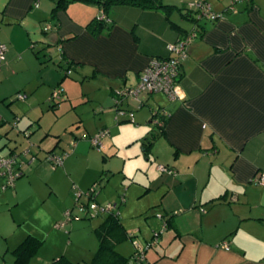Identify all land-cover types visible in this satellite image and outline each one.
<instances>
[{
    "label": "crops",
    "instance_id": "1",
    "mask_svg": "<svg viewBox=\"0 0 264 264\" xmlns=\"http://www.w3.org/2000/svg\"><path fill=\"white\" fill-rule=\"evenodd\" d=\"M198 3L209 5L219 17L201 18L195 24L179 15L190 23L186 29L173 20L174 12L169 18L183 28L180 32L171 27L162 11L113 7L105 13L112 27L109 35L93 38L85 27L98 16L97 6L71 2L52 18L51 0H0V43L7 47L0 63V102L4 104L12 95L15 98L5 105L13 123L0 110V130L5 129L6 140L0 146V157L16 156L17 180L25 176L19 145L10 148L12 143L24 141L19 132L35 129L32 124L24 131L20 128L28 108L24 103L30 94L40 105L47 99L51 103L54 91L59 92L56 101L60 100L63 91L59 86L65 76L63 69L58 81L56 71L39 61V65L34 63L36 76L21 85L25 80H20V62L30 50L38 48L39 59L40 54L57 47L64 66L67 61L74 66L85 64L103 79L109 95L118 101L119 123L146 127L143 144L154 134L150 129L153 112L160 109L169 117L148 150L141 144L144 153L153 149L156 155L163 153V165L158 167L172 170V174H162L172 177L181 191L175 196L177 210L160 215L161 230L155 231L147 247L152 255L144 251L143 264H264V185L253 182L264 173V0L165 2L182 9ZM192 31L196 37L187 45L180 67L178 85L183 101L147 95L142 100L133 98L134 110L120 99L137 84L151 58L168 57L167 46ZM17 95L24 98L17 99ZM57 106L58 102L51 103L53 110ZM39 122L36 119L38 129ZM17 128V138L10 140L9 131ZM58 145L59 140L45 154L55 156ZM5 148L7 155H2ZM33 148L22 151L23 156L31 155L29 165L37 157ZM2 184L0 178V188ZM173 213L170 225L164 227V219ZM159 241L161 246H157ZM122 244L117 251L132 257L134 250L123 254ZM127 264L135 263L130 260Z\"/></svg>",
    "mask_w": 264,
    "mask_h": 264
},
{
    "label": "rangeland",
    "instance_id": "2",
    "mask_svg": "<svg viewBox=\"0 0 264 264\" xmlns=\"http://www.w3.org/2000/svg\"><path fill=\"white\" fill-rule=\"evenodd\" d=\"M172 18L186 29L191 26L178 13ZM46 20L49 21V17ZM36 50L22 56L20 80L25 82L21 85L33 80L37 74L34 63L39 65V61L55 70L60 81L65 66L59 49L51 47L44 56L40 54L39 59ZM70 72L59 86L63 95L56 101L58 106L54 110L49 99L40 105L34 94L28 95L24 103L28 108L24 109L26 114L22 116L20 128L24 131L32 124L35 129L22 131L24 134L19 132L24 141L12 143L10 147L19 145L20 166L23 163L25 176L16 180L14 187L0 188V264H12L11 251L28 235L43 241L30 264H48L60 255L73 263H88L97 249L93 230L105 213L90 217L80 206L95 203L103 209L114 206L119 210L123 226L133 237L121 246V251L127 255L135 245L148 251L155 231L161 230L160 215L177 210L175 196L181 189L172 177L158 171V165H163V153L156 155L154 149L143 152L142 137L146 127L140 129L132 123H119L116 97L109 95L103 79L92 67L76 64ZM20 94H23L22 89ZM160 96L167 100L164 95ZM147 97V93L142 92L137 99ZM14 99L12 95L4 104L0 102V110L12 123V115L5 105ZM120 99L135 108L132 96ZM149 102L155 105V101L149 99ZM39 118L41 128L38 129L35 122ZM150 129L154 131V124ZM13 130L8 133L10 140L17 138L19 129ZM101 131L106 135L102 140L103 149L98 150L92 147L90 140ZM4 133L5 129L0 130V146L6 141ZM57 140L59 145L53 154L63 160L54 167L45 152L51 150ZM32 146L37 157L29 165L31 155L23 156L22 151ZM7 151L5 148L2 155H7ZM66 212H71V217L68 218ZM157 246H161V241ZM152 253L149 250L147 254Z\"/></svg>",
    "mask_w": 264,
    "mask_h": 264
},
{
    "label": "trees",
    "instance_id": "3",
    "mask_svg": "<svg viewBox=\"0 0 264 264\" xmlns=\"http://www.w3.org/2000/svg\"><path fill=\"white\" fill-rule=\"evenodd\" d=\"M51 1L53 3V7L51 9L52 18H55L56 14L60 10L64 11L67 5L70 4L71 2H81L84 4L97 6L100 9L98 16L92 19L85 27L86 31L93 38H96L102 34L109 35L112 28L111 24L107 23L104 19L102 20L98 19V17L103 15L105 16V18H108L105 15V13H107L113 7L126 6L140 10H146V11H162L166 17V20L171 25V27L180 32H183L182 31L183 28L180 25L175 24L169 18L172 13L177 12L182 18L191 21L195 24H197L201 19V18L200 19L197 18L198 11L190 6H188L185 9H182L174 5L165 4L162 0H51ZM193 31L186 34L185 37L191 33L195 35V32ZM35 55L38 56V53H35ZM63 60L65 61V59ZM65 66L66 67L64 68V76L66 77V72L72 68L73 63L67 61L65 63ZM50 101L53 105H56L57 103L56 100L53 99H51ZM168 118H169L168 115L166 116L165 114H163V112L160 109L153 112V116L151 117L150 121L152 123L155 121L157 125H154V129H153L154 134L144 141L143 145L145 151L148 150L153 145V142L159 136V134L163 133V129L167 123ZM49 156H52V154L50 153ZM48 161L55 167V164L52 161L50 160ZM85 206L88 205H84V207ZM115 209L116 208H114V210L112 211L105 213L101 223L96 228H94L93 231L97 238L98 245L91 260L86 264H127V262H129L130 260L133 263H135L133 255L132 257H125L117 251L118 245L128 240H132L133 237L128 233V231L123 226L122 221L120 219L119 210L118 209L115 210ZM69 213L71 217V212ZM174 215L175 213L170 215L169 218L164 219L163 222L164 227L167 226L168 224L170 225L171 218H173ZM89 216L93 217L90 214ZM42 243H43L42 240L34 236L28 235L27 237H25L11 251V254L13 256L12 264H30L29 263L30 260L35 257ZM48 264H80V263H73L65 256L60 255L57 258H53ZM140 264H143V262Z\"/></svg>",
    "mask_w": 264,
    "mask_h": 264
},
{
    "label": "built area",
    "instance_id": "4",
    "mask_svg": "<svg viewBox=\"0 0 264 264\" xmlns=\"http://www.w3.org/2000/svg\"><path fill=\"white\" fill-rule=\"evenodd\" d=\"M193 9L198 11L197 18H207L210 20H215L219 15L214 14L209 5L198 3L195 5H191ZM102 15V14H101ZM98 19H104L107 23H110L108 18L105 16H100ZM195 35L193 33L189 34L185 38L181 40H177L176 42L169 44L167 46V51L169 53L168 57L165 58H151L147 67L141 72L139 76V80L135 87L127 89L120 95V97H127L132 96L134 99H137L138 95L142 92H146L147 95H154V94H161L164 95L169 102H181L184 100V95L181 93L179 88V79H180V67L181 61L186 56V47L187 45L193 41ZM7 52V47L5 44L0 43V63L4 60L5 53ZM70 70L66 72V76L70 75ZM59 92L54 91L50 98L56 100L58 97ZM17 99L22 100L24 97L23 95H17ZM118 103V101H116ZM122 114V113H121ZM167 116L166 113H163ZM128 119L132 121V114L127 115ZM154 125L157 123L154 121ZM106 135L105 131H101L96 136L91 138L90 142L91 145L98 150L102 149V140L103 136ZM48 160L52 161L55 166L61 165L63 158L59 156H50ZM18 165L17 157L16 156H7V157H0V178L3 179L2 188H10L14 186V182L18 178V174L15 171L16 166ZM158 170L161 173H168L172 174V170L167 169L166 167L159 166ZM253 182L258 185H264V173H262L259 177L254 178ZM81 210L86 212L87 215H98L101 212L107 213L109 211L114 210V206H107L105 209L98 207L97 204L92 203L88 206L81 207ZM66 216L69 218L70 213L67 212ZM134 262L135 264H139L143 262L144 259V251L138 245L134 246ZM221 247L224 250H228L226 244H222Z\"/></svg>",
    "mask_w": 264,
    "mask_h": 264
},
{
    "label": "clouds",
    "instance_id": "5",
    "mask_svg": "<svg viewBox=\"0 0 264 264\" xmlns=\"http://www.w3.org/2000/svg\"><path fill=\"white\" fill-rule=\"evenodd\" d=\"M145 131H147V129Z\"/></svg>",
    "mask_w": 264,
    "mask_h": 264
}]
</instances>
